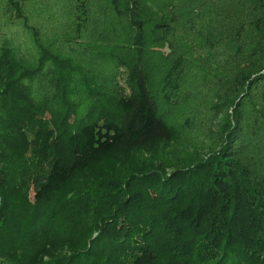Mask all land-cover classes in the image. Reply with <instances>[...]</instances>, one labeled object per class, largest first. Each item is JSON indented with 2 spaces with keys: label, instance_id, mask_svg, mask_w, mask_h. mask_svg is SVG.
<instances>
[{
  "label": "trees",
  "instance_id": "obj_1",
  "mask_svg": "<svg viewBox=\"0 0 264 264\" xmlns=\"http://www.w3.org/2000/svg\"><path fill=\"white\" fill-rule=\"evenodd\" d=\"M197 96L207 158L78 185ZM0 264H264V0H0Z\"/></svg>",
  "mask_w": 264,
  "mask_h": 264
},
{
  "label": "rangeland",
  "instance_id": "obj_2",
  "mask_svg": "<svg viewBox=\"0 0 264 264\" xmlns=\"http://www.w3.org/2000/svg\"><path fill=\"white\" fill-rule=\"evenodd\" d=\"M66 14V17L70 16L71 11L68 10ZM181 100L179 108L170 107L171 109L166 113V118L175 125L177 130V135L172 140L156 141L137 149L122 150L116 155L105 157L91 167L87 176L78 182V185L85 188L88 185H96L102 180L123 179L131 173H141L149 169L160 171L163 175L168 176L176 167L199 162L211 155L217 148L220 139L217 130L225 124V117L231 114L232 109L222 108L221 112L210 115V111H207L206 107L201 110L202 106L198 105L201 102L199 101L200 97H187L181 98ZM209 100H211L210 97ZM195 101H197L196 104ZM216 103L217 100H213L211 105ZM191 109L192 111L189 112ZM187 112H189L188 115L185 114ZM191 113H193V118L189 116ZM46 117L48 116L46 115ZM32 195L33 191L30 187V199H32ZM71 196L69 194L67 199ZM67 208H71V206L66 205L64 214ZM62 214L58 218L62 217ZM48 253L52 255V258L44 255L39 257V260L45 263L51 259L59 261L68 254L67 250L61 246L60 241L51 243Z\"/></svg>",
  "mask_w": 264,
  "mask_h": 264
}]
</instances>
